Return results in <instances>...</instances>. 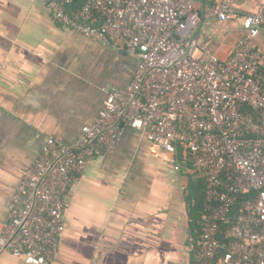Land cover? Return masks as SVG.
Returning <instances> with one entry per match:
<instances>
[{
	"label": "built area",
	"instance_id": "built-area-1",
	"mask_svg": "<svg viewBox=\"0 0 264 264\" xmlns=\"http://www.w3.org/2000/svg\"><path fill=\"white\" fill-rule=\"evenodd\" d=\"M42 1L63 27L120 43L139 61L131 84L109 94L75 144L46 140L12 198L0 257L52 264L75 181L131 127L169 154L183 148L191 169L206 174L196 264H264V74L253 46L264 29V3L242 17L244 34L221 60L199 35L214 18H237L236 0ZM237 206L242 211L230 224Z\"/></svg>",
	"mask_w": 264,
	"mask_h": 264
},
{
	"label": "crops",
	"instance_id": "crops-1",
	"mask_svg": "<svg viewBox=\"0 0 264 264\" xmlns=\"http://www.w3.org/2000/svg\"><path fill=\"white\" fill-rule=\"evenodd\" d=\"M264 0H236L237 18L206 23L200 40L228 60L243 36L241 19ZM262 56L264 29L253 40ZM206 62L203 54L197 56ZM138 58L73 32L42 0H0V232L24 175L46 140L73 145L95 124L110 93L134 80ZM187 152L169 154L139 130L96 158L75 181L66 232L52 264H195L206 174ZM0 264H26L11 253Z\"/></svg>",
	"mask_w": 264,
	"mask_h": 264
},
{
	"label": "trees",
	"instance_id": "trees-1",
	"mask_svg": "<svg viewBox=\"0 0 264 264\" xmlns=\"http://www.w3.org/2000/svg\"><path fill=\"white\" fill-rule=\"evenodd\" d=\"M77 7H80V6H77ZM200 7V5H198V7L197 8H199ZM245 112L246 113H248V112H251V110L250 109H246L245 110ZM205 198H204V200L202 201V207H201V209H202V214L200 215V223L202 222V218H203V215H204V213H205V206H206V204H207V200H206V186H205ZM247 198V196H242L241 197V201H243V200H245ZM241 208L240 207H236L235 209H234V211H233V214H232V216H231V221H230V224H234V222H235V219H236V217L241 213ZM229 224V225H230ZM199 232H198V234H199V236H200V234H201V227L199 228ZM198 239H199V237H198ZM198 239H197V241H195V246H194V249L196 250L197 249V243H198ZM195 262H196V260H195ZM196 264V263H195Z\"/></svg>",
	"mask_w": 264,
	"mask_h": 264
},
{
	"label": "rangeland",
	"instance_id": "rangeland-1",
	"mask_svg": "<svg viewBox=\"0 0 264 264\" xmlns=\"http://www.w3.org/2000/svg\"><path fill=\"white\" fill-rule=\"evenodd\" d=\"M211 48L213 49L212 42H211Z\"/></svg>",
	"mask_w": 264,
	"mask_h": 264
}]
</instances>
